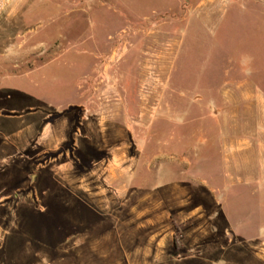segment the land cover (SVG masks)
I'll return each mask as SVG.
<instances>
[{
	"label": "rangeland",
	"instance_id": "obj_1",
	"mask_svg": "<svg viewBox=\"0 0 264 264\" xmlns=\"http://www.w3.org/2000/svg\"><path fill=\"white\" fill-rule=\"evenodd\" d=\"M0 264H264V0H14Z\"/></svg>",
	"mask_w": 264,
	"mask_h": 264
},
{
	"label": "built area",
	"instance_id": "obj_2",
	"mask_svg": "<svg viewBox=\"0 0 264 264\" xmlns=\"http://www.w3.org/2000/svg\"><path fill=\"white\" fill-rule=\"evenodd\" d=\"M14 0H0V16L13 3Z\"/></svg>",
	"mask_w": 264,
	"mask_h": 264
}]
</instances>
